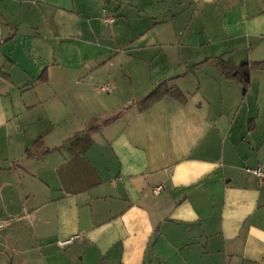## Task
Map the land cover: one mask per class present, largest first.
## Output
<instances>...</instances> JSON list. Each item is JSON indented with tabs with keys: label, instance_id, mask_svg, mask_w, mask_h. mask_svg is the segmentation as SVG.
Instances as JSON below:
<instances>
[{
	"label": "crops",
	"instance_id": "crops-1",
	"mask_svg": "<svg viewBox=\"0 0 264 264\" xmlns=\"http://www.w3.org/2000/svg\"><path fill=\"white\" fill-rule=\"evenodd\" d=\"M215 57L264 61V0H0V264H264V69Z\"/></svg>",
	"mask_w": 264,
	"mask_h": 264
},
{
	"label": "trees",
	"instance_id": "trees-1",
	"mask_svg": "<svg viewBox=\"0 0 264 264\" xmlns=\"http://www.w3.org/2000/svg\"><path fill=\"white\" fill-rule=\"evenodd\" d=\"M205 65H214L219 73L227 79L235 80L243 85L244 90L250 85L251 82V70L252 69H264V61H248L244 60L239 64H235L230 59H223L221 57L209 58L202 61L189 69L194 71ZM46 72H43L39 79H45ZM169 79H165L157 83L153 89L144 97L140 98L137 103V108L140 111L148 109L156 101L164 98L171 97L181 103L186 101V95L182 90L174 84H169ZM122 114V111L113 114L111 117L103 121L107 124L114 119L118 118ZM35 149L42 147L40 141H36L33 146ZM50 149L42 147L41 154L48 152ZM26 154H30V149H26Z\"/></svg>",
	"mask_w": 264,
	"mask_h": 264
},
{
	"label": "built area",
	"instance_id": "built-area-1",
	"mask_svg": "<svg viewBox=\"0 0 264 264\" xmlns=\"http://www.w3.org/2000/svg\"><path fill=\"white\" fill-rule=\"evenodd\" d=\"M113 19H110V21H112ZM101 90H108V86L107 85H103L100 87ZM246 171L252 173L253 175H255L257 178H259L261 181H264V168L261 167H256V168H246ZM160 187L156 189L155 192L159 191ZM1 224H0V228H1ZM70 242V239L68 240H64V241H60L59 242V246L61 248H63L65 245H67Z\"/></svg>",
	"mask_w": 264,
	"mask_h": 264
}]
</instances>
